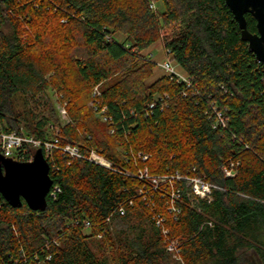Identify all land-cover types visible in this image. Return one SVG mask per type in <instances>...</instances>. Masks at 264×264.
<instances>
[{
	"label": "trees",
	"instance_id": "obj_1",
	"mask_svg": "<svg viewBox=\"0 0 264 264\" xmlns=\"http://www.w3.org/2000/svg\"><path fill=\"white\" fill-rule=\"evenodd\" d=\"M158 41L190 87L152 80L144 52ZM49 88L65 125L42 101ZM213 108L225 127L213 128ZM0 131L57 134L110 164L55 150L44 211L0 195V264H241L245 253L264 264V66L224 0H0ZM144 168L181 177L177 214L168 186L136 178ZM195 177L219 188L211 200L191 192Z\"/></svg>",
	"mask_w": 264,
	"mask_h": 264
},
{
	"label": "built area",
	"instance_id": "obj_2",
	"mask_svg": "<svg viewBox=\"0 0 264 264\" xmlns=\"http://www.w3.org/2000/svg\"><path fill=\"white\" fill-rule=\"evenodd\" d=\"M150 7L153 9L154 5L152 4ZM161 68L165 71L167 76L171 77V79L174 78L178 82L185 84L187 87L191 86V80L188 77H186L183 73L175 70L174 66L170 61L166 60L161 65ZM95 93L98 94L97 89H95ZM62 115L64 117L65 115L64 110L62 111ZM213 119H214L213 128L220 126L225 127L226 121L223 112L217 110L216 108H213ZM32 149L33 150L41 149L47 163L52 152L56 150L59 151L61 154L68 155L72 159L74 158L86 159L90 162L101 165L105 168H110V164L102 156L98 155L93 151H91L87 156H82L79 151V148H77L76 146H71L69 144L61 145L60 139L57 136V134L49 140L41 141V140H35L31 137L23 136L22 134L18 135L16 133H5L0 131V155H2L4 158H9L18 162H31L32 156L30 157L29 153ZM138 157L141 158L143 161H145L148 158L147 156H142L141 154H138ZM232 169H233V164H230V167L224 169V174L226 177L228 178L234 177V171ZM136 178L147 181L148 184H150L154 189H156L160 185L168 186V189L170 190L169 202L167 201V207L169 208L168 210L172 214L178 213V210L174 206L175 201L179 197L178 191L175 189L176 181H179L181 179V177L178 174L150 176L148 174L147 169L144 168L138 171ZM186 180L189 183L191 192L200 199L211 200L212 190L219 189L217 186L206 182L204 178L195 177V178H187ZM56 191H58L57 188L55 187L51 188L48 192V196L54 197ZM139 193L142 194L143 191L139 190ZM154 220L156 226L162 228L163 220L158 216H155ZM162 233L163 235H166L167 231L163 229ZM166 249L167 251L173 254V257L178 258L179 245L177 240L169 241Z\"/></svg>",
	"mask_w": 264,
	"mask_h": 264
},
{
	"label": "water",
	"instance_id": "obj_3",
	"mask_svg": "<svg viewBox=\"0 0 264 264\" xmlns=\"http://www.w3.org/2000/svg\"><path fill=\"white\" fill-rule=\"evenodd\" d=\"M248 50L264 66V0H224ZM256 22V33L248 32L245 15ZM52 186L49 166L42 150L37 149L31 162H18L0 155V195L12 208L23 203L34 212L44 211Z\"/></svg>",
	"mask_w": 264,
	"mask_h": 264
},
{
	"label": "rangeland",
	"instance_id": "obj_4",
	"mask_svg": "<svg viewBox=\"0 0 264 264\" xmlns=\"http://www.w3.org/2000/svg\"><path fill=\"white\" fill-rule=\"evenodd\" d=\"M122 38V37H120ZM144 54L146 56H148L151 61H153L156 65V67L153 69L154 73H153V79L155 78H159L163 75H165V71L161 68V65L167 60L170 61L169 58L167 57V54L163 48V45L160 41L154 43L153 45H151L145 52ZM171 62V61H170ZM172 65L174 66L175 70L179 71V68L173 63L171 62ZM97 89V88H95ZM94 89V92H95ZM93 94V93H92ZM42 97V101L43 102H49L53 105L55 113L57 115L58 121L62 124L65 125L67 123V116H66V111L64 108V104L63 102L59 101V97L60 94L56 93L54 90H52V88H49L47 91H45V93L41 96ZM93 97L90 99V101L88 102L87 106L91 109L92 105H93ZM65 111V115L63 117L62 115V111ZM95 118H97L94 115ZM101 122V120H99ZM59 130H56V132ZM25 136V135H23ZM28 137V136H26ZM37 150V149H36ZM34 150V152L36 151ZM256 263V259L254 257L253 254L251 253H245L243 255L241 264H255Z\"/></svg>",
	"mask_w": 264,
	"mask_h": 264
}]
</instances>
